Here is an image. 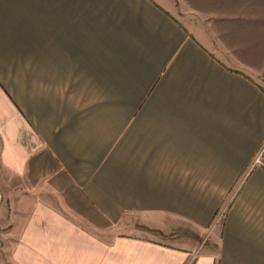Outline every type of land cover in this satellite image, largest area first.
Segmentation results:
<instances>
[{
	"label": "crops",
	"instance_id": "0c3cea01",
	"mask_svg": "<svg viewBox=\"0 0 264 264\" xmlns=\"http://www.w3.org/2000/svg\"><path fill=\"white\" fill-rule=\"evenodd\" d=\"M0 179L8 264H264V0H0Z\"/></svg>",
	"mask_w": 264,
	"mask_h": 264
},
{
	"label": "rangeland",
	"instance_id": "374dc122",
	"mask_svg": "<svg viewBox=\"0 0 264 264\" xmlns=\"http://www.w3.org/2000/svg\"><path fill=\"white\" fill-rule=\"evenodd\" d=\"M4 180V178H2ZM2 180L0 179V182ZM135 237L148 239L149 241L159 243L165 246L183 245L185 241L198 243V245L208 246L209 242L201 237H198L194 230L185 223L174 222L173 226L165 230H159L140 224H132L131 229ZM109 238V235H101V239ZM9 243L6 240H0V264H8L7 248Z\"/></svg>",
	"mask_w": 264,
	"mask_h": 264
}]
</instances>
